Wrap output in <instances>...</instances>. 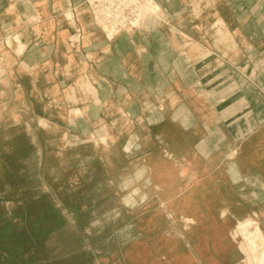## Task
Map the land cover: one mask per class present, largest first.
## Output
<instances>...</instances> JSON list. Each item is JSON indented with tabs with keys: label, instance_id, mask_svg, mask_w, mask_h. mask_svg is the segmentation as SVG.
I'll return each mask as SVG.
<instances>
[{
	"label": "crops",
	"instance_id": "0c3cea01",
	"mask_svg": "<svg viewBox=\"0 0 264 264\" xmlns=\"http://www.w3.org/2000/svg\"><path fill=\"white\" fill-rule=\"evenodd\" d=\"M88 1L0 0L7 76L0 79V105L14 103L31 121L44 122L46 132L62 133L70 108L103 126L97 138L108 161L133 175L121 188H137L150 177L177 192L181 202L173 206L201 228L204 250L189 242L199 259L194 264H210L212 254L216 264H243L244 237L236 227L255 213L264 220V0H156L163 20L112 40L95 25ZM8 39H17L16 47L8 48ZM6 109L12 108H0V118L13 116ZM126 138L123 149L119 142ZM78 146L56 157H83ZM233 149L237 155L228 161ZM135 150L144 152L129 167ZM186 196L191 202H182ZM116 204L104 205L102 216ZM121 204L128 216L126 208L133 207ZM245 204H252L250 214ZM229 216L236 223L223 244ZM214 238L224 246L218 253Z\"/></svg>",
	"mask_w": 264,
	"mask_h": 264
},
{
	"label": "rangeland",
	"instance_id": "374dc122",
	"mask_svg": "<svg viewBox=\"0 0 264 264\" xmlns=\"http://www.w3.org/2000/svg\"><path fill=\"white\" fill-rule=\"evenodd\" d=\"M94 1L89 0L88 6ZM106 32L104 30L107 36ZM110 37L107 36L110 40L115 38ZM7 65L10 66V63ZM4 67L6 69L5 63ZM2 78L1 81L7 79L6 72ZM88 91L95 92L91 86ZM75 106L78 104L70 102V107ZM3 107L12 108L9 112L8 109L5 111L13 116L4 114L5 116L0 118V121L4 122V125L0 126V264H157L161 257L164 264H167L169 257L190 252V247L183 245L184 249L178 253L179 250H175L172 242L166 244L163 250L158 249L162 241H173L171 229L186 233L178 222H172L168 213L163 210L159 201H165L167 197L162 191L158 192V197L152 194L148 201L137 202L135 207L126 208V214L131 222L139 226L141 235L136 242L129 244L122 243L118 237L121 225L112 222L105 231L101 229L103 208L110 202H81L98 182L108 181L110 190L107 189L106 194L116 197L119 201H123L133 192L132 187H136V184L132 183L131 189L126 192L122 190V183L126 182V179L131 182L133 175H127L124 167H114L108 161L100 137L99 140L97 138L103 126L88 120L86 115L84 119L78 110L71 112L70 108L69 120L61 127L63 142L65 136L66 139L56 155L61 156V151H69L71 143H77L83 155L92 157L95 162L84 169L76 158L65 161L62 168L65 181L63 185H58V175L53 173L54 160L48 159L50 137L46 136L44 122L31 121L24 115L25 111L14 103L0 105V108ZM134 130L142 134L140 126L135 125ZM93 137L97 139L99 147L92 142ZM126 141L127 138L123 143L119 142L123 149ZM72 150L74 149L71 148L70 151ZM121 152L124 155V150ZM143 152L138 153L135 150L136 154L127 158V166L131 167L134 158ZM171 153L173 152L170 150L167 156ZM154 161L156 162V159ZM132 171L130 169L129 173ZM100 188V193H104L105 186ZM96 196L94 193L93 197ZM70 198H74V202H65ZM243 207L247 215L251 212L249 207L253 206L245 204ZM80 208H83L81 214L84 218L93 219L85 228V225L78 221L77 209ZM228 221L231 227L223 235V244L231 235L236 223L232 216H229ZM245 224L249 226L245 227V230L243 228L244 238L255 235L264 238V220L258 224L250 218ZM253 224L260 227L259 231ZM179 238L178 244L185 241L183 237ZM106 240L114 242V252L97 254L96 249ZM219 247L223 249L224 246ZM225 258L227 260L228 257L225 255ZM228 264L233 263L228 261ZM243 264H249L247 256Z\"/></svg>",
	"mask_w": 264,
	"mask_h": 264
},
{
	"label": "bare ground",
	"instance_id": "6f19581e",
	"mask_svg": "<svg viewBox=\"0 0 264 264\" xmlns=\"http://www.w3.org/2000/svg\"><path fill=\"white\" fill-rule=\"evenodd\" d=\"M138 16L140 18L139 19V26L147 25L150 22L153 24L154 22H158V21L164 19L162 7L160 6V4H158L156 2V0H147L145 3H143L141 6H139L138 7ZM104 30H105V32L107 31L106 33L108 34L107 36H109V37L116 35V32L113 30H109L107 28H105ZM17 42H18L17 39H15L14 41H10L8 39L6 45L7 46L9 45L11 48L12 47L14 48V44L15 43L17 44ZM16 44H15V47H16ZM9 46H8V48H10ZM17 53L18 54L24 53V47L22 45L19 46ZM0 54L2 56H4L1 53V51H0ZM4 75L5 74H2L1 76H4ZM0 79L2 80L3 78L0 77ZM77 116H78V113H77ZM3 123L4 122L0 121V126L3 125ZM47 129L48 130H47L46 136L50 137L49 138V141H50L49 146L50 147H48L47 154H48L49 158H54L57 156L56 154L61 150L63 143L65 142L66 136H65V139L63 142L64 137L62 138V135H61L62 133L59 131V128L49 127ZM65 135H66V133H65ZM92 142H94L93 139H92ZM71 145L72 146H70V148H68L69 152H70L71 148L76 149L78 146V144L76 145V143L75 144L71 143ZM236 155H237V151L235 149H233L230 153L227 154V157H229L228 161H230V159ZM72 158H75V157H72ZM72 158L61 159L60 157H56V158L52 159V160H54V162L52 163L53 173H56L58 175L57 180H56L58 185H63L62 183L65 181V176L63 174L64 169L62 170V168H64L65 161H68ZM76 159L79 160V162L81 163V165L84 169L87 168V165L95 162V160L92 157H86V156L76 157ZM102 183H104V182H98L95 186H93L87 192V195L85 196L86 198L84 200H81V202H117L116 208L114 211H112L107 216L101 215V221H102L101 229L103 231H105V228L108 225L109 221L110 222L114 221L116 224L121 225V229L118 232V237L122 243L129 244V243L136 242L139 239V237H141L139 226L137 224H134L133 222H131V220L129 219L128 216L124 215L123 205L121 203H118V202H126V204H128L129 206L135 207L137 202L148 201L152 194H155L156 197H158V192L162 191L163 195H165L167 197L165 201H159V202H161L163 210L166 213H168L172 222H174V223L178 222V224L181 226V228L186 231V233L184 234L181 230L179 232L177 229L176 230L171 229L173 231V235H172L173 241H170V242L174 243L175 250H179L178 251V253H179L180 251H182L184 249L183 246L181 244H178V242H177L178 241L177 239H180L179 238L180 236L184 238L185 245L189 246L190 245L189 242L191 239L192 242L195 241V246H196V249L198 250L199 253H201V251L204 250V243H205V241H207V239L205 238V236H203V232L201 231V228L198 227V224L195 222V220L191 219L188 214H186L182 211L180 206H178V207L173 206V202H181V201H178L177 192H176V195H174V193H172L171 190L162 189L158 183H154L150 177H147L143 180L141 185H139L135 189H132L133 192H131V194L127 195L123 199V201H119L116 197H112V196L109 197V195L106 194L107 189L110 190V187L107 184L103 185L106 188L105 192L100 193V190H101L100 185ZM131 185H132V183L126 184L122 188V190L128 191L129 189H131V187H132ZM181 192H184V190H181ZM94 193L97 194L96 197H93ZM192 196L191 197L186 196L182 202H191ZM73 199L74 198H72V199L70 198V199L66 200L65 202H74ZM4 209H6V208H4ZM173 211L175 214L172 216ZM223 214L225 216H227L230 214V211L227 208H225ZM89 218L90 217L85 218L81 222V224L83 223L85 225L83 228H85L86 225H88L89 223H91L93 221L92 218H90V219ZM251 219L255 222H258V224L261 222L260 221L261 216L258 213H255V216H253ZM246 222H241L236 227V232L239 236H243V232L245 230V227L247 228L249 226V224H248V226H246V224H245ZM253 226L254 227L256 226L257 230L260 229V227H258L255 224H253ZM243 228H244V230H243ZM261 233H263V232H261ZM195 236H197V237L195 238ZM234 237H236V236H234ZM213 242H214V244H213L214 252L218 253L220 251V249H219L220 243L215 238L213 239ZM163 249H164V247H163ZM112 252H114V242L112 240L104 241L96 249L97 254H108V253H112ZM207 252H208V250H207ZM241 252H242L244 258H245V256H247V260L250 264H264V238H261L260 236H256V235L253 237H250V238H244L243 243L241 245ZM195 261L199 262V259H198V256H196L193 253V250L191 248L190 252L186 255L185 254H177V255H175V257H169L167 259V264H194L193 262H195ZM207 261L210 262V264H216L217 262H219L217 260L215 254H212L207 259ZM240 262H241V259H240ZM158 264H164L162 257H161L160 261L158 262Z\"/></svg>",
	"mask_w": 264,
	"mask_h": 264
},
{
	"label": "built area",
	"instance_id": "2783aa9c",
	"mask_svg": "<svg viewBox=\"0 0 264 264\" xmlns=\"http://www.w3.org/2000/svg\"><path fill=\"white\" fill-rule=\"evenodd\" d=\"M147 0H95L90 4L95 25L104 32V29L113 30L116 36L128 31L139 30L138 7ZM5 59L0 54V77L5 74Z\"/></svg>",
	"mask_w": 264,
	"mask_h": 264
}]
</instances>
